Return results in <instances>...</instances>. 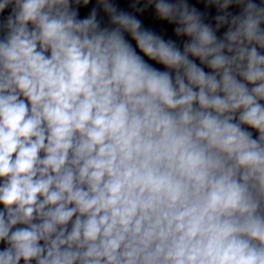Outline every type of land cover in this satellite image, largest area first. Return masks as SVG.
<instances>
[{
  "label": "clouds",
  "instance_id": "obj_1",
  "mask_svg": "<svg viewBox=\"0 0 264 264\" xmlns=\"http://www.w3.org/2000/svg\"><path fill=\"white\" fill-rule=\"evenodd\" d=\"M0 264H264V0H0Z\"/></svg>",
  "mask_w": 264,
  "mask_h": 264
}]
</instances>
